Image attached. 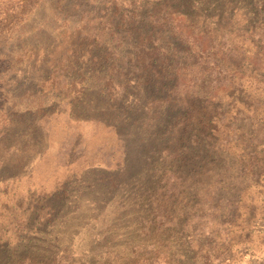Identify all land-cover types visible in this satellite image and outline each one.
Returning a JSON list of instances; mask_svg holds the SVG:
<instances>
[{
	"label": "rangeland",
	"instance_id": "rangeland-1",
	"mask_svg": "<svg viewBox=\"0 0 264 264\" xmlns=\"http://www.w3.org/2000/svg\"><path fill=\"white\" fill-rule=\"evenodd\" d=\"M0 264H264V0H0Z\"/></svg>",
	"mask_w": 264,
	"mask_h": 264
},
{
	"label": "trees",
	"instance_id": "trees-1",
	"mask_svg": "<svg viewBox=\"0 0 264 264\" xmlns=\"http://www.w3.org/2000/svg\"><path fill=\"white\" fill-rule=\"evenodd\" d=\"M168 12L170 14V17L172 19L175 18V20L177 21V27L174 28V30L172 31V34L174 35V33H175L177 36L180 37L181 35L184 34L185 29L187 27H186V25H182L181 24V26H180L179 24L184 22L187 17L182 15V14L177 13V11L172 10V9H168ZM126 16H128V15H125V18H126L125 20L122 19L123 21H125L124 25L132 28L133 32L138 31V27H136V24L138 23V21L141 20L140 13L135 12L131 16H128V17H126ZM122 18H124V17H122ZM151 23L154 26V29L159 28L160 31L162 30V29H160L161 28L160 26H162L163 28H166V29L168 27V21L166 19L159 20L157 18L156 19L154 18L151 21ZM160 31H158V34L160 33ZM186 37H187L186 38L187 41L190 40V41H192V43L197 45V39H195L194 36L186 35ZM153 42H154V38H153L152 34H148V35L143 36V37H141L139 39V43H138V48L139 49L137 51V54H136V57H135V64H134V67H135L134 69L136 71L135 73L142 74L143 72L148 71L152 67V65H160V66L166 65L169 69H172L176 65H178V66L175 67L177 69V71L179 72L181 70V68H182L181 72H184V71H188L190 69H192L194 71L196 69L195 68L196 66H201L202 67V66H209L211 64V59L209 57L200 56V57H198V59H196L192 63H179V64L175 63L173 65V63L170 62L168 55L164 51H162V47L158 46V45H154ZM193 49L195 50L196 48H193ZM179 65H180V68H178ZM214 65H216L217 69H220V67L217 64H214ZM181 76L184 77V73H181L178 76V78H180ZM139 78L142 79L140 76H139ZM214 78H215V81H216L215 82L216 84L214 86H223V85L226 84L225 83L226 78L222 77V72L220 70L217 72V74L215 75ZM212 81H213V78L210 80V82H212ZM146 83H147V81L144 82V85ZM203 83H205V80L203 81ZM189 89H190V87L189 88L187 87V89L185 91V94H187L189 92ZM173 90L176 91V87L173 88ZM174 91H172V92L174 93ZM159 102L161 103L160 106H162V108H164L167 103L172 102V99H163L162 101H159ZM137 105H139L138 102L136 104H134V105H130V107H128L125 112L130 113V112L134 111V109H137V108H135ZM126 118H127V123L128 124L136 125L138 123V122L134 121L133 118L128 116V115H126ZM108 128L114 129L115 127H113V128L112 127H108ZM168 152H169L170 158L172 159V153L170 151H168ZM175 159H177V158H175ZM173 160H171V163L173 162ZM167 174H169V173H167ZM167 174L164 175V178L167 176Z\"/></svg>",
	"mask_w": 264,
	"mask_h": 264
}]
</instances>
